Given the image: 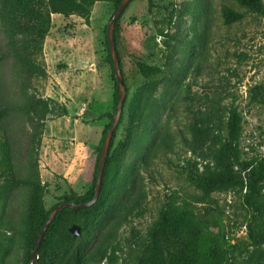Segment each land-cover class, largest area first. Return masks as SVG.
I'll list each match as a JSON object with an SVG mask.
<instances>
[{"label": "rangeland", "instance_id": "rangeland-1", "mask_svg": "<svg viewBox=\"0 0 264 264\" xmlns=\"http://www.w3.org/2000/svg\"><path fill=\"white\" fill-rule=\"evenodd\" d=\"M223 5L241 18L225 24ZM146 7V0H132L119 20L118 61L127 90L113 146L128 135L137 111L147 112L146 124L127 148L123 182L110 211L88 230L89 246L111 233L109 256L98 264H134L137 243L172 201L199 216L221 214L224 264H264V242L252 245L248 237L244 189L204 196L198 188L226 137L230 109L240 117L238 168L264 156L263 13L235 0H153L150 12ZM114 11L107 2H95L87 14H51L36 55L44 76L24 71L15 56L19 38L0 18V123L15 177H27L36 163L47 185L46 208L69 188L82 194L91 184L96 147L108 123L98 115L113 104L115 76L106 61L103 31ZM135 58L160 72L144 79L135 71ZM39 98L55 108L41 126ZM62 107L66 114H58ZM26 194V185L0 175V264H31L21 238Z\"/></svg>", "mask_w": 264, "mask_h": 264}, {"label": "trees", "instance_id": "trees-1", "mask_svg": "<svg viewBox=\"0 0 264 264\" xmlns=\"http://www.w3.org/2000/svg\"><path fill=\"white\" fill-rule=\"evenodd\" d=\"M146 1V10L150 12L153 0ZM235 1L239 6L261 12L264 16L261 0ZM95 2H107L116 9L121 0H0V18L6 28L12 30L19 38L16 60L29 76L45 75L44 67L36 60V55L41 51L43 38L51 26V14L66 15L73 11L87 14ZM122 13L113 29L116 53L119 58L116 36L119 33V20ZM221 14L225 24L237 21L242 16L240 12L227 5L222 6ZM106 27L107 24L103 31L107 52L106 61L113 69ZM134 66L135 71L144 79H150L160 72L157 66L149 65L138 58L134 59ZM125 90H127L126 85ZM118 95V82L115 79L112 110L98 115V118H108V123L96 147L90 186L82 194L69 188L61 195L60 201L49 208H46L43 202L47 185L40 181L36 163H32L27 177H15L8 139L0 123V175L11 183H23L27 186L26 206L21 217L22 249L26 263H31L38 233L56 205L62 202L81 204L93 197L98 159L105 133L116 110ZM61 110L58 114H66L65 108L62 107ZM54 111V106L48 101L37 99L38 125L41 126L46 115ZM2 115L3 109L0 108V118ZM146 118L147 112L137 111L129 122L128 135L115 146H113L112 135L97 200L88 207L63 208L56 214L37 249L36 264H98L108 258L112 246L111 233L104 234L90 247L89 231L99 225L102 218L110 211L123 182L125 153L129 145L134 142L137 131L144 130ZM192 128L197 130L195 124ZM239 134L240 117L235 109H230L226 122V137L214 151L212 165L202 171L198 188L204 196H209L216 191L244 189L242 203L250 212L247 223L248 237L252 245H259L264 242V156L253 162L242 164V167L238 168L240 163L236 141ZM73 223L80 226L79 237L73 236L68 231ZM76 240H78L77 243H75ZM136 246L138 253L134 264H224L227 260V250L223 244L221 214L217 212L199 216L191 207L175 204L172 201L165 204L148 229L147 235Z\"/></svg>", "mask_w": 264, "mask_h": 264}, {"label": "water", "instance_id": "water-1", "mask_svg": "<svg viewBox=\"0 0 264 264\" xmlns=\"http://www.w3.org/2000/svg\"><path fill=\"white\" fill-rule=\"evenodd\" d=\"M129 1L130 0H121V2L119 3L117 8L115 9L114 14H113L112 18L110 19V21L108 22L107 27H106V35H107L108 45H109L110 53H111V57H112L114 76H115V79L119 85V95H118L115 113L113 115L111 124L108 127V129L105 133L104 139H103V144H102L99 159H98V166H97V171H96V179H95L93 197L89 201H87L85 203H81V204H73L71 202H62V203H59L58 205H56L51 210V212L49 213L47 219L44 221V223H43V225H42V227L38 233V236H37V239L35 242V246H34L33 251H32L31 264H36L37 249L41 243V240L44 236V233H45L46 229L48 228L49 224L52 222V220L54 219V217L56 216V214L60 210H62L63 208L77 209V208L88 207V206L92 205L98 198V195L100 192V187H101V182H102V174H103L106 156L108 153V149H109V145H110V141H111L114 129L118 123V120H119L121 112H122L123 103H124V99H125V92H126L125 85H124L123 78H122V74H121V70L119 67L118 56H117L116 48H115V44H114L113 29H114V24H115L116 20L120 17L123 9L125 8V6L127 5V3ZM68 231L75 237L80 236V226L76 223H73L68 228Z\"/></svg>", "mask_w": 264, "mask_h": 264}]
</instances>
